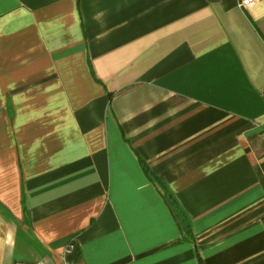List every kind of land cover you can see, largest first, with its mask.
I'll return each instance as SVG.
<instances>
[{"label": "crops", "instance_id": "1", "mask_svg": "<svg viewBox=\"0 0 264 264\" xmlns=\"http://www.w3.org/2000/svg\"><path fill=\"white\" fill-rule=\"evenodd\" d=\"M197 255L264 264V0H0V264Z\"/></svg>", "mask_w": 264, "mask_h": 264}, {"label": "trees", "instance_id": "2", "mask_svg": "<svg viewBox=\"0 0 264 264\" xmlns=\"http://www.w3.org/2000/svg\"><path fill=\"white\" fill-rule=\"evenodd\" d=\"M139 164L141 166V169H142L143 173L147 177V179L149 181H151L152 183H155V184L159 185L163 189L162 183L160 181H158L156 178L153 177V175L150 173L148 167L145 165V163L141 159H139ZM166 200L169 203V205L173 207V209L175 210L176 215L179 217V219L183 223V232H184V235H185V239L189 240V241H193L190 226L185 221V217L181 213L180 209L177 207L175 201L170 196H166ZM197 260H198V264H202V262H201L200 258L198 257V255H197Z\"/></svg>", "mask_w": 264, "mask_h": 264}, {"label": "built area", "instance_id": "3", "mask_svg": "<svg viewBox=\"0 0 264 264\" xmlns=\"http://www.w3.org/2000/svg\"><path fill=\"white\" fill-rule=\"evenodd\" d=\"M71 250H72V247H71V246H69V247L67 248V252L69 253V252H71ZM14 264H31V263H25V262H16V263H14ZM66 264H71V263H66Z\"/></svg>", "mask_w": 264, "mask_h": 264}]
</instances>
